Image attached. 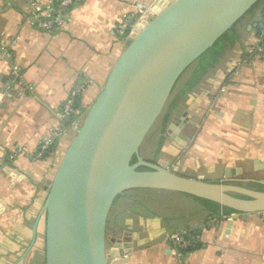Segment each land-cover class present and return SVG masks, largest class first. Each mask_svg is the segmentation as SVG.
<instances>
[{
    "label": "crops",
    "instance_id": "1",
    "mask_svg": "<svg viewBox=\"0 0 264 264\" xmlns=\"http://www.w3.org/2000/svg\"><path fill=\"white\" fill-rule=\"evenodd\" d=\"M154 1L75 0L64 27L50 32L38 27L37 12L55 0H0V264H45L44 218L33 244L34 223L79 126L62 115L63 104L84 82L80 103L89 109ZM263 6L221 43L215 64L198 60L183 73L166 106H174L166 129L164 112L151 138L156 149L141 148L145 159L165 160L182 175L264 189V50L249 52L264 44ZM122 22L131 25L129 36L118 32ZM183 230L196 243L178 257L172 235ZM107 237L110 247L120 240L129 250L125 264H264L263 217L213 214L174 191L121 195Z\"/></svg>",
    "mask_w": 264,
    "mask_h": 264
},
{
    "label": "water",
    "instance_id": "2",
    "mask_svg": "<svg viewBox=\"0 0 264 264\" xmlns=\"http://www.w3.org/2000/svg\"><path fill=\"white\" fill-rule=\"evenodd\" d=\"M258 1L155 0L136 21L47 188L32 240L43 217L45 264H125L129 250L119 248L120 240L109 246L107 224L115 201L134 189L179 192L240 218H264V189L182 175L171 163L141 154L183 73Z\"/></svg>",
    "mask_w": 264,
    "mask_h": 264
},
{
    "label": "built area",
    "instance_id": "3",
    "mask_svg": "<svg viewBox=\"0 0 264 264\" xmlns=\"http://www.w3.org/2000/svg\"><path fill=\"white\" fill-rule=\"evenodd\" d=\"M55 5H49L47 7H38L37 12V25L40 29L47 30L50 32H55L64 27L67 22L65 10L75 3V0H55ZM264 22V18H263ZM130 24L128 22H122L118 25V32L124 36H129ZM129 29V31H128ZM263 45H256L249 48V52L263 51ZM1 49L8 56H12V51L6 45H1ZM12 74L16 77L20 76L18 67L13 66ZM85 83L81 82L70 90V93L63 104L62 115H69L71 117H76V121H79L85 111H80L77 108L78 99L82 92L84 91ZM50 147V141H46L43 145V150ZM172 240L175 245L176 254L178 257H183L185 253L190 250L196 243V236L190 231H179L172 235Z\"/></svg>",
    "mask_w": 264,
    "mask_h": 264
},
{
    "label": "trees",
    "instance_id": "4",
    "mask_svg": "<svg viewBox=\"0 0 264 264\" xmlns=\"http://www.w3.org/2000/svg\"><path fill=\"white\" fill-rule=\"evenodd\" d=\"M264 5V0H259L253 7H251L247 13L231 28L229 29L220 39L219 41L212 47L210 48L208 51H206L199 60L202 61V63H206V67L213 65L216 63L217 58L221 55L222 53V48L220 47L221 43L226 40L231 38L233 35H235V32L237 30V27L244 22V20L252 18L254 16L257 15L258 11L261 9V5ZM261 15L264 16V6H263V10L261 11ZM264 29V28H262ZM129 30V29H128ZM174 106L166 109L165 113H164V121L162 124V130L164 131L166 129V126L168 124V121L170 119L171 116V110ZM77 108L80 111H83L84 108L82 107L81 103H80V99H78V103H77ZM136 159H133V162H135ZM199 200L203 201L204 203H206L210 210L212 211L213 214H217L220 212H223L225 214H231L234 211L226 208V207H222L221 205H219L216 202L207 200V199H202V198H198Z\"/></svg>",
    "mask_w": 264,
    "mask_h": 264
},
{
    "label": "rangeland",
    "instance_id": "5",
    "mask_svg": "<svg viewBox=\"0 0 264 264\" xmlns=\"http://www.w3.org/2000/svg\"><path fill=\"white\" fill-rule=\"evenodd\" d=\"M165 111H166V108H165L164 112ZM162 115L160 116V118L158 119V121L154 124V126L152 127V129L149 131L146 139L144 140V143L142 145V151L143 152H145L148 149L149 146H152L153 149H156L157 143L155 141L154 142V145H152V139L151 138H153L154 134L156 133V131H157L158 127H159V123L161 121Z\"/></svg>",
    "mask_w": 264,
    "mask_h": 264
}]
</instances>
